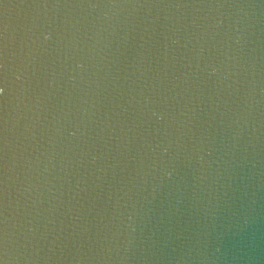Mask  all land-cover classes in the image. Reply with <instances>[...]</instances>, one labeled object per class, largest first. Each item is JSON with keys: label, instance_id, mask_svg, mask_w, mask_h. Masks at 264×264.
Listing matches in <instances>:
<instances>
[{"label": "water", "instance_id": "1", "mask_svg": "<svg viewBox=\"0 0 264 264\" xmlns=\"http://www.w3.org/2000/svg\"><path fill=\"white\" fill-rule=\"evenodd\" d=\"M0 264H264V0H0Z\"/></svg>", "mask_w": 264, "mask_h": 264}, {"label": "clouds", "instance_id": "2", "mask_svg": "<svg viewBox=\"0 0 264 264\" xmlns=\"http://www.w3.org/2000/svg\"><path fill=\"white\" fill-rule=\"evenodd\" d=\"M0 91H2V90H0Z\"/></svg>", "mask_w": 264, "mask_h": 264}]
</instances>
